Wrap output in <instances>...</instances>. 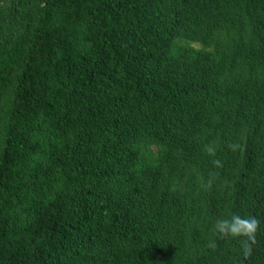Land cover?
Returning a JSON list of instances; mask_svg holds the SVG:
<instances>
[{
  "label": "trees",
  "instance_id": "trees-1",
  "mask_svg": "<svg viewBox=\"0 0 264 264\" xmlns=\"http://www.w3.org/2000/svg\"><path fill=\"white\" fill-rule=\"evenodd\" d=\"M263 43L264 0H0V264H264Z\"/></svg>",
  "mask_w": 264,
  "mask_h": 264
},
{
  "label": "clouds",
  "instance_id": "clouds-1",
  "mask_svg": "<svg viewBox=\"0 0 264 264\" xmlns=\"http://www.w3.org/2000/svg\"><path fill=\"white\" fill-rule=\"evenodd\" d=\"M229 147L235 151L240 146L236 143H232ZM205 151L209 155H215V149L210 146H206ZM213 163L218 167L222 166V163L219 160H214ZM205 187H211V181H208ZM214 227L219 233L220 238L244 237V239L240 241L243 254L245 257L251 255L252 246L256 243V234L259 227V221L255 217L241 218L239 215L233 214L230 219L217 221ZM208 246L215 248V241H210Z\"/></svg>",
  "mask_w": 264,
  "mask_h": 264
}]
</instances>
